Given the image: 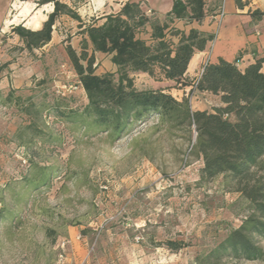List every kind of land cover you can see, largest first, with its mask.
<instances>
[{
  "label": "rangeland",
  "instance_id": "obj_1",
  "mask_svg": "<svg viewBox=\"0 0 264 264\" xmlns=\"http://www.w3.org/2000/svg\"><path fill=\"white\" fill-rule=\"evenodd\" d=\"M36 1L0 0V264H197L251 213L249 202L222 176L200 181L193 127L155 114L119 135L94 125L65 50L81 52L78 22L58 18L53 42L33 51L12 33L19 17L43 10ZM84 4L76 12L91 23ZM95 66L97 75L116 69L107 56ZM157 77L133 78L144 90L162 85ZM181 90L170 93L192 111L220 106ZM168 240L185 246L171 251Z\"/></svg>",
  "mask_w": 264,
  "mask_h": 264
},
{
  "label": "trees",
  "instance_id": "obj_2",
  "mask_svg": "<svg viewBox=\"0 0 264 264\" xmlns=\"http://www.w3.org/2000/svg\"><path fill=\"white\" fill-rule=\"evenodd\" d=\"M89 0H37V7L52 5L53 10L38 30L23 24L12 27V33L28 51L40 49L52 38L58 18L67 16L78 22L81 52L65 47L78 76L88 104L85 116L105 132L121 134L128 126L155 114L170 127L192 128L196 133L195 149L202 160L200 181L209 182L222 176L235 192L250 204L251 213L238 227L206 254L197 264H221L222 260H264L258 239H264V68L262 59L238 68V59H220L202 67L200 76L187 80V66L196 52L205 49L214 36L191 28L188 32L174 27L176 22L200 23L209 13L208 0H173L171 10L160 20L148 15L140 2H125L115 14L84 23L76 7ZM223 0H211L213 11ZM253 19L264 13L255 10ZM176 40V41H175ZM95 53L110 56L115 73L95 74ZM134 73L171 84L156 89L138 90ZM115 75L117 78L115 79ZM189 87L193 92L208 93L220 100L212 111H192L189 99H175L170 91ZM234 117V121L229 117ZM167 249L178 251L182 241L168 240Z\"/></svg>",
  "mask_w": 264,
  "mask_h": 264
},
{
  "label": "crops",
  "instance_id": "obj_3",
  "mask_svg": "<svg viewBox=\"0 0 264 264\" xmlns=\"http://www.w3.org/2000/svg\"><path fill=\"white\" fill-rule=\"evenodd\" d=\"M128 1L140 2L142 9L146 13L155 15L160 20L171 10L173 4V0H89L84 4V7L87 15L93 16V14H96L95 18L97 19L105 15L118 13L122 5ZM222 4L224 16L220 21L216 19L218 11H213L215 5L211 4V0H208L209 13L200 23L187 24L179 21L174 24V27L186 33L189 29L194 28L214 36L213 40L207 43L203 51L196 52L191 58L185 73L189 81L199 77L200 71L205 64L216 63L220 59L227 62H234L238 59L239 69H244L246 66L255 63V61L262 59L264 68V17L258 20L251 17V13L255 10L264 13V0H223ZM42 7V11L32 8L28 16L19 17V23H23V26L27 29L38 30L47 19L43 11L49 8L47 12L49 14L53 10L50 4ZM35 14H37L38 18L34 17L33 19L38 22V26L32 27L29 20ZM51 42H53V38L48 44ZM97 56L106 55L95 53V58ZM107 57L110 59V56ZM114 68L116 67L114 66ZM130 76L132 78L138 76L151 78L145 73H134ZM152 80L155 79L152 78ZM161 81L162 85H158V87L151 86L148 89H156L160 86L166 87L171 84L168 81ZM134 84L136 86L135 81ZM201 94L210 95L208 93Z\"/></svg>",
  "mask_w": 264,
  "mask_h": 264
},
{
  "label": "built area",
  "instance_id": "obj_4",
  "mask_svg": "<svg viewBox=\"0 0 264 264\" xmlns=\"http://www.w3.org/2000/svg\"><path fill=\"white\" fill-rule=\"evenodd\" d=\"M224 16V10H223V4L221 6V8L219 9L218 13H217V16H216V19L217 21H220ZM202 70L200 71V74H201ZM199 74V76H200ZM70 88H73V87H70Z\"/></svg>",
  "mask_w": 264,
  "mask_h": 264
},
{
  "label": "bare ground",
  "instance_id": "obj_5",
  "mask_svg": "<svg viewBox=\"0 0 264 264\" xmlns=\"http://www.w3.org/2000/svg\"><path fill=\"white\" fill-rule=\"evenodd\" d=\"M30 25H32V27H36V26H38V22H37L35 19H33V20L30 22Z\"/></svg>",
  "mask_w": 264,
  "mask_h": 264
}]
</instances>
